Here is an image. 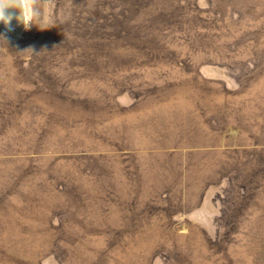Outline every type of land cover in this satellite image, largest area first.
<instances>
[{"label": "rangeland", "instance_id": "1", "mask_svg": "<svg viewBox=\"0 0 264 264\" xmlns=\"http://www.w3.org/2000/svg\"><path fill=\"white\" fill-rule=\"evenodd\" d=\"M23 3L0 264H264V0Z\"/></svg>", "mask_w": 264, "mask_h": 264}, {"label": "clouds", "instance_id": "2", "mask_svg": "<svg viewBox=\"0 0 264 264\" xmlns=\"http://www.w3.org/2000/svg\"><path fill=\"white\" fill-rule=\"evenodd\" d=\"M9 9H19V15H16ZM16 19L18 22H22L25 27L28 26V15L26 12V6L23 0H0V23H2L7 30H13L11 21Z\"/></svg>", "mask_w": 264, "mask_h": 264}]
</instances>
